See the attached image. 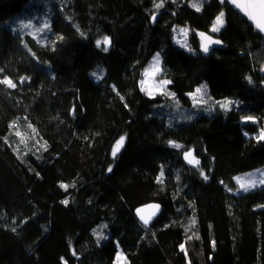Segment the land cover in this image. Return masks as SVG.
Segmentation results:
<instances>
[{
    "label": "trees",
    "instance_id": "16d2710c",
    "mask_svg": "<svg viewBox=\"0 0 264 264\" xmlns=\"http://www.w3.org/2000/svg\"><path fill=\"white\" fill-rule=\"evenodd\" d=\"M191 1L0 0V80L15 84H0V264H114L118 248L125 264H264V183L233 181L264 164L245 135L264 127V40L225 1ZM201 31L224 46L201 54ZM157 54L174 96L139 86ZM201 84L215 102L196 107ZM148 201L162 210L144 228Z\"/></svg>",
    "mask_w": 264,
    "mask_h": 264
},
{
    "label": "snow or ice",
    "instance_id": "6c2138e0",
    "mask_svg": "<svg viewBox=\"0 0 264 264\" xmlns=\"http://www.w3.org/2000/svg\"><path fill=\"white\" fill-rule=\"evenodd\" d=\"M221 2L223 3L224 0H221ZM230 2L233 3L237 8H239L250 20H252L255 23V26L260 31L264 32V0H230ZM162 5H163V0H161V3L157 4L156 6L161 7ZM192 7H194L197 11H200V5L199 4L193 3ZM223 17H224V13L221 12L216 17L211 31H213V32L219 31L220 26H222V24H223ZM22 27L30 28V27H32V25L30 23H28V24H23ZM45 27H47V25H45ZM37 31H40V29H37ZM180 31L187 34V29H181ZM199 35L201 36V49L204 52H208L209 46L211 44L220 43V41L214 40L210 35H206L204 33H200ZM61 39H62V37H61ZM96 43H97V47H99L101 45V43H103L104 45H108L110 43V40L108 37H104L102 41L98 40ZM104 51H107V47L104 48ZM159 64H160V60H159V55L157 54V56L154 58L153 63L149 66L148 69H145L144 75L146 77L155 78V76L158 75L161 71ZM93 75H95V73ZM249 82H251L250 78H249ZM145 83H146V81H141L142 90H145L143 88V85ZM169 83H170V81H168V80H160L159 83L155 85V87L158 90H162ZM0 84H5L8 87H15L14 82L7 77L0 80ZM205 89H206V86H201L200 88L196 89L195 93L190 94L193 97L194 103L206 102L204 100V95L206 94ZM149 94H151L150 91H149ZM165 94L174 96V94H171V93H165ZM217 103H219V106L222 109L228 110L234 102L226 99L222 102H217ZM244 119L252 120L253 118L252 117H245ZM17 134L19 135V133H17ZM258 139L264 140V131H262L259 134ZM124 141H125V137L122 136L116 142V144L113 146V148H112L113 157H115L117 155V153L120 151V149L122 148V146L124 144ZM173 146L174 147H180L179 145H176L174 143H173ZM184 155H185V159H187L189 163L195 164V165L199 164V161L195 160L193 153L191 151H185ZM109 171H111V168H109ZM202 175H203V173H202ZM205 179H207V176H205ZM237 180L240 183V188L245 190V191H247L250 187H254L256 185L255 180L241 181L240 178H237ZM260 183H264V179H262L260 181ZM61 187L66 188L67 186L62 184ZM62 203L67 204V201H62ZM149 207L154 208V207H158V206L150 205ZM137 212L140 215V218L144 222V224H147L148 218H146L143 215L144 209H137ZM193 223H195V221H193ZM100 238H103V237L100 236ZM181 248L183 249V245H181Z\"/></svg>",
    "mask_w": 264,
    "mask_h": 264
},
{
    "label": "rangeland",
    "instance_id": "374dc122",
    "mask_svg": "<svg viewBox=\"0 0 264 264\" xmlns=\"http://www.w3.org/2000/svg\"><path fill=\"white\" fill-rule=\"evenodd\" d=\"M202 0H192L190 5L192 6L193 3H197L200 5ZM30 23L32 25V27L28 28L30 32H32L33 34L35 35H38L40 32H42L43 28H46L45 25H46V22H43L42 23V26L39 27V26H36L34 25L33 23V20L28 18L26 19L25 21V24H28ZM213 26H211L210 30L212 29ZM221 27V26H220ZM37 29H40V31H37ZM181 29H187V34H185L184 32H181L180 30ZM189 28H186V27H176L174 28L173 30V42L179 46L180 48L188 51V52H194V50L192 49V47L190 46V42H189ZM40 37V40L41 41H44L45 40V37L43 36H39ZM104 37H102L100 40L102 41ZM157 55H154L148 65L144 68V70L142 71V74H141V78H140V81H139V86L140 88L142 89V85H141V81H146V83L143 85V88L145 90H143L147 96L149 97H153L155 95H158V94H162V95H165V93H167L166 91V86L164 89L162 90H158L155 85L159 83L160 80H166V79H163L161 76H160V73L158 75L155 76V78H152V77H146L144 75V72H145V69H148L149 66L153 63L154 61V58L156 57ZM159 60H160V57H159ZM159 67H160V64H159ZM201 86H205L204 84H201L199 86H197L193 92L189 93V97L192 101V103L194 104V106L196 107H201L203 104H208V105H211L212 103H214L215 101L212 100L210 98V96L208 95V91H207V88L205 89V92L206 94L204 95V100L206 102H200V103H194V100H193V97L192 93H195L196 89L197 88H200ZM149 91L151 92V94H149ZM226 99H221L219 100L218 102H222ZM229 100V99H227ZM231 101V100H230ZM235 105V103H233L230 108H232L233 106ZM229 108V109H230ZM253 118V117H252ZM242 122H255L256 119L253 118L252 120H246L244 118H242L241 120ZM264 131V127L261 128L258 132H256L255 134H250L248 132H245V135L247 137L249 136H253V137H256L258 138L259 134ZM116 144V143H115ZM237 178H240L241 181H251V180H255L256 181V185H260V184H263V183H260V181L262 179H264V164L263 165H260L254 169H251V170H247V171H244V172H241V173H238L236 175L233 176V181L235 182V184L237 185L238 189L239 190H243L240 188V183L238 182ZM252 188V187H250ZM249 188V189H250ZM119 257V258H118ZM126 262V259H125V256L124 254L122 253V251L120 250V248L117 249V252H116V255H115V258H114V264H125Z\"/></svg>",
    "mask_w": 264,
    "mask_h": 264
},
{
    "label": "water",
    "instance_id": "95a60500",
    "mask_svg": "<svg viewBox=\"0 0 264 264\" xmlns=\"http://www.w3.org/2000/svg\"><path fill=\"white\" fill-rule=\"evenodd\" d=\"M235 12L239 13L244 19H246V21L252 26V28L262 37V39L264 40V32L260 31L256 26H255V23L250 20L239 8H237L233 3L230 2V0H224ZM157 14L153 15L152 19H151V22L154 24L156 18H157ZM200 33H204L206 35H210L214 40H218L220 41V43L218 44H211L209 46V50L208 52H204L202 49H201V36L199 35V51L201 54H208L211 50L213 49H218V48H222L224 45H223V42L221 41V39H219L218 37L216 36H213L212 34H210L209 32L207 31H201ZM199 33V34H200ZM185 151H191L193 153V156L196 160V156H195V153H194V150L193 149H186ZM185 151L182 152V159L185 163L187 164H191L188 162L187 159H185ZM150 205H155V206H158V207H154V208H150L149 206ZM137 209H144V212H143V215L148 218V223L147 224H144V222L141 220L140 218V215L138 214L137 212ZM161 210H162V205L157 202V201H148V202H145V203H142L138 206L135 207V209L133 210V215L135 217V219L137 220V222L142 225L144 228H149L152 223L159 217L160 213H161Z\"/></svg>",
    "mask_w": 264,
    "mask_h": 264
}]
</instances>
